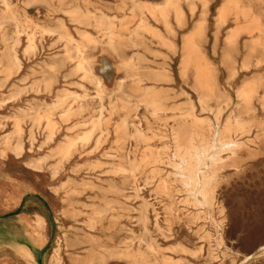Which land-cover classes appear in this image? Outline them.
I'll use <instances>...</instances> for the list:
<instances>
[{"label": "rangeland", "instance_id": "374dc122", "mask_svg": "<svg viewBox=\"0 0 264 264\" xmlns=\"http://www.w3.org/2000/svg\"><path fill=\"white\" fill-rule=\"evenodd\" d=\"M164 2L0 0V264H264V0ZM181 114L240 144L200 202Z\"/></svg>", "mask_w": 264, "mask_h": 264}, {"label": "bare ground", "instance_id": "6f19581e", "mask_svg": "<svg viewBox=\"0 0 264 264\" xmlns=\"http://www.w3.org/2000/svg\"><path fill=\"white\" fill-rule=\"evenodd\" d=\"M169 0H165L164 4L166 2H168ZM5 3V2H4ZM5 5H8L7 3H5ZM162 5V4H161ZM160 4H155L154 6H161ZM154 6H151L150 9L151 10H154ZM101 17V16H100ZM107 33H108V43L110 44L113 40V33L111 32V30H109V27L107 28ZM26 54V53H25ZM9 57H11V54L9 55ZM17 58L12 55V59L10 60V64L12 66H16L17 67ZM77 66L79 68H82V62H78L77 63ZM46 72V71H45ZM27 75V74H26ZM118 84V83H117ZM118 87V86H117ZM125 96V95H124ZM128 98V97H127ZM129 99V98H128ZM59 103H54L53 104V107H56ZM71 112V107L70 108H66L64 109L63 111L60 112L59 116H61L62 118H67L68 115L70 114ZM154 114V113H153ZM174 121L177 123V124H180V126L177 128V129H173L172 127L170 128L171 131L169 133V141L170 140H173V141H170L172 142V146L174 147L173 148V156H179L178 158H180L182 161L186 162L185 166L182 165V166H178V165H175L176 162H173V161H169L172 166L174 167V169H193L194 166H195V163L192 164L191 160L194 158V154L197 152V149L200 148V147H208L209 146V142L210 139L212 138V133L214 132H211L210 135L208 136H204V135H198L194 129H192V126L191 124H187V115L186 114H181L179 115L177 118L174 119ZM227 123V122H226ZM224 123L222 125L223 127V130L220 131V133H216V134H219L222 138V140L224 141H231L233 140L232 138V135H233V131H232V128H231V124L229 125ZM18 127V126H17ZM16 127V130L18 129ZM136 130V133L137 134H141V130L138 129L137 127L134 129ZM218 131V129H217ZM216 131V132H217ZM90 133H87V135H84L82 137V139L84 141H87L88 137H89ZM9 138V137H8ZM52 134L51 135H47L46 138L44 139V142H49L52 140ZM197 139V142H195V140ZM214 141V139H212ZM235 140V139H234ZM236 141V140H235ZM237 142V141H236ZM208 144V145H207ZM212 144V143H211ZM238 146L240 145L238 142H237ZM213 145V144H212ZM211 148V146H210ZM210 148H208L210 150ZM13 152L15 154V156L17 158H20L22 157V154L24 152L22 146H21V143L18 142L17 144L14 145L13 147ZM150 152V150H149ZM224 153L227 154V156H222V163L220 164L219 166V169L217 170V172L223 168L224 166L228 165V162L232 161V157L234 156L235 154V150L234 151H229V150H224ZM196 155V154H195ZM197 156V155H196ZM195 156V157H196ZM198 157V156H197ZM195 159V158H194ZM199 159V158H198ZM200 160V159H199ZM195 161V160H194ZM201 161V160H200ZM197 163V162H196ZM199 163V162H198ZM197 163V164H198ZM202 164V163H200ZM177 166V167H176ZM201 166V165H200ZM84 167V166H83ZM196 167V166H195ZM197 167H199V165H197ZM76 169V168H75ZM100 169V167H99ZM197 169V168H196ZM200 169V168H198ZM77 170V169H76ZM179 170V171H180ZM205 170V169H204ZM197 172V170H195ZM183 172H186V171H183ZM196 172H192V171H187L186 172V175L184 174H180L178 175L180 178H182V180L184 179V177H187L189 178L187 181L188 183H185L184 180L183 182L185 183V186L186 185H189L191 184L193 181H195L197 178L200 179L198 173ZM202 173V172H201ZM176 174V172H175ZM204 174H207V172L205 171ZM69 178V177H68ZM177 178V177H176ZM71 179V178H70ZM83 180V179H82ZM186 181V182H187ZM71 182V181H70ZM107 182V181H106ZM73 183H76L73 181ZM72 183V184H73ZM113 183V182H112ZM184 183H182L184 185ZM209 184V183H208ZM207 184V185H208ZM116 188V187H115ZM207 189V187H206ZM195 192V191H194ZM131 198V197H130ZM100 200V199H99ZM195 200V199H194ZM207 201V200H206ZM197 203V202H196ZM110 204V203H109ZM144 204V203H143ZM198 205H202V203H198ZM152 206V204H151ZM135 218V217H134ZM41 229V221H37L35 222L34 226H33V231L36 232V233H39V230ZM138 239V238H137ZM35 240V238H34ZM139 241V239H138ZM146 245V244H145ZM148 246V245H146ZM93 251H90L89 253H87L83 258L81 257H74L73 259V263L75 264H106L105 262V259H106V250H101V251H95V253H92ZM31 254L29 249L24 247L22 250H21V255L24 259H31ZM116 255L120 256L122 253L121 252H118V253H115ZM33 259V258H32ZM36 259V257H35ZM35 261V260H34ZM37 263V262H36Z\"/></svg>", "mask_w": 264, "mask_h": 264}, {"label": "clouds", "instance_id": "9594fccd", "mask_svg": "<svg viewBox=\"0 0 264 264\" xmlns=\"http://www.w3.org/2000/svg\"><path fill=\"white\" fill-rule=\"evenodd\" d=\"M216 147L214 149H208L206 147H200L197 149L196 155L207 166V174L201 178L200 186L196 189L195 200L197 202L202 201L203 197L201 192L205 190L206 185L209 182L220 183L221 178L217 174L220 164L222 163V156L224 150L234 151L238 148V144L235 140L224 141L219 134L214 137ZM190 191V188L188 189Z\"/></svg>", "mask_w": 264, "mask_h": 264}]
</instances>
